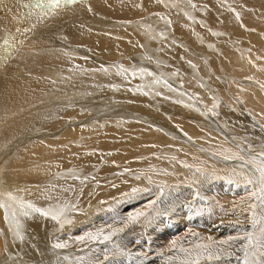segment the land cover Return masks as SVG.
<instances>
[{"label":"bare ground","instance_id":"bare-ground-1","mask_svg":"<svg viewBox=\"0 0 264 264\" xmlns=\"http://www.w3.org/2000/svg\"><path fill=\"white\" fill-rule=\"evenodd\" d=\"M41 8L11 49L19 14L0 24V264H56V245L95 230L86 215L118 195L140 203L178 177L244 172L229 162L248 133L226 120L243 107L264 128V0Z\"/></svg>","mask_w":264,"mask_h":264},{"label":"rangeland","instance_id":"rangeland-1","mask_svg":"<svg viewBox=\"0 0 264 264\" xmlns=\"http://www.w3.org/2000/svg\"><path fill=\"white\" fill-rule=\"evenodd\" d=\"M2 1L5 0H0V6L14 3L5 9L7 12L0 14V24L9 17L7 27L9 21L19 14L12 22L15 31L11 37L14 36L15 40L9 47L11 49L30 38L27 33L35 32L34 28L33 31L26 29V35L20 36L23 32L20 31L23 27L21 21L30 17V12L43 9V4H39V10H36L39 6L37 0ZM229 6L235 8V5ZM14 33L20 37L16 38ZM236 44L242 45L241 42ZM231 47L225 46L226 49ZM213 53L217 55L218 50ZM218 59L225 61V57ZM218 71L220 75L225 72L221 68ZM196 73L194 70L190 75L198 80ZM221 84L224 86V82ZM182 97L179 94L178 98ZM242 108L239 120L229 118L226 121L228 127L242 126V132L248 133L244 138L247 148L240 150V158L229 162L236 171L242 167L244 172L226 170L224 174H213L204 180L200 176L193 177L191 182L189 177L182 178V181L178 177L172 187L140 203L127 202L118 195L120 201L116 199V203H120L111 201L103 212L99 208L103 203L98 204L86 215L94 217L95 230L82 231L79 226L71 235L76 241H64L60 244L63 247L55 251L57 258L53 256L51 259H55L56 264H264V209L262 193L256 183L259 171L252 167L253 159L258 158L250 152L264 156V128L257 121H249L248 110ZM219 112V109L213 110L212 115ZM159 151L164 154L163 149ZM166 158L167 154H164Z\"/></svg>","mask_w":264,"mask_h":264},{"label":"snow or ice","instance_id":"snow-or-ice-1","mask_svg":"<svg viewBox=\"0 0 264 264\" xmlns=\"http://www.w3.org/2000/svg\"><path fill=\"white\" fill-rule=\"evenodd\" d=\"M62 2L64 3H72L73 0H37L38 4H43L46 7L55 8L58 7ZM260 191L262 194H264V166H262L260 169ZM262 199H264V195H262ZM109 237H105V239H108ZM56 247H63V245H56Z\"/></svg>","mask_w":264,"mask_h":264}]
</instances>
